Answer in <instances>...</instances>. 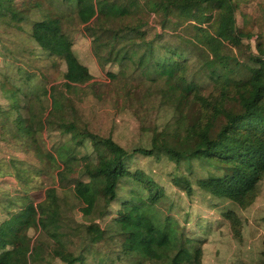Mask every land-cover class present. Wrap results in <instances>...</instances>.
Listing matches in <instances>:
<instances>
[{"label":"trees","instance_id":"obj_1","mask_svg":"<svg viewBox=\"0 0 264 264\" xmlns=\"http://www.w3.org/2000/svg\"><path fill=\"white\" fill-rule=\"evenodd\" d=\"M160 1L158 8L151 9L153 14L156 11L168 15L171 8L193 3L219 5L230 13L226 22L229 42L254 37L255 60L264 66V15L254 17L240 12L241 27L235 17L242 4L249 0ZM129 2L0 0V22L7 20L4 25L25 34L32 42L37 59L49 60L52 64L59 59L63 67V82L47 86L45 75L35 72V65L19 56L25 54L26 47L10 45L0 30L3 63L0 98L6 102L0 103V146L5 147L7 154L12 153L14 158L8 160L12 164L15 160L20 165L32 164L16 155V151L26 150L31 157L47 160L51 169L57 165L59 182L57 186L47 187L40 200L36 196L35 203L20 189L15 188L14 197L10 194L12 191L4 189L12 187L7 179L9 174H14L19 181L31 179L21 178L18 171L3 173L0 167V212H5V219L0 222V242L7 237L13 242L4 251L0 264H19L20 251L28 254L32 264H42L48 257L64 264H85L88 255L103 264L115 261L201 264V240L188 234L181 220L170 212L172 200L164 196L162 185L138 168L131 171V154L111 136L93 132L87 122L78 121L72 96H76L77 85L88 82L92 75L73 49V31L69 29L72 23L82 26L87 36L100 44L103 58L117 66L116 71L108 73L109 81L116 84V95L129 98L132 105L146 106L154 101V108L163 107L171 112L168 122H177L188 110L197 108V115L189 120L190 132L196 140L194 149L178 152L169 146L163 148L175 160L177 169L182 167L188 173L196 166L208 169L212 185L204 190L216 199L236 203H242L264 176V71L260 77L245 82L231 77V84L222 77L205 73L198 58L182 55L162 43L158 39L161 32L149 34L163 21L153 22L151 14L144 17L147 12L143 5L137 3L132 8ZM98 14L105 21L97 26L89 25ZM219 63L228 72L226 58ZM228 102L238 104L240 110L225 107ZM67 108L74 112L73 117L64 114ZM215 111L225 121L214 135L212 113ZM47 129L59 135L49 147L41 137ZM81 129L84 134L79 133ZM85 140L101 146L104 154L95 158L88 152L79 155ZM155 140L162 142L158 137ZM157 158L160 160L159 154ZM181 176L172 175V179L179 180ZM124 186H129L130 195L122 196L110 228L104 229L100 221L107 215L110 204L119 199L118 192ZM66 209L71 213L81 212L87 222L92 245L85 251L67 247L66 243L70 242L67 229H72L74 221ZM149 226L150 235L143 229L146 227L149 231ZM137 232L149 238L141 240ZM100 241L109 250L101 256L97 255L96 248ZM241 264H264V241L261 259Z\"/></svg>","mask_w":264,"mask_h":264},{"label":"rangeland","instance_id":"obj_2","mask_svg":"<svg viewBox=\"0 0 264 264\" xmlns=\"http://www.w3.org/2000/svg\"><path fill=\"white\" fill-rule=\"evenodd\" d=\"M17 1L14 0V2ZM160 2V0H130L129 2L132 8H135L137 3L142 4L147 12L144 17L151 14L153 22L157 19H159L157 21H163V24L154 26L149 34L158 30L161 32V37L159 36L158 39H161L162 43L169 44L182 55L198 58L202 71L214 77H222L227 84L232 83L231 77L239 82H245L262 75L264 66L255 60L257 50L254 37L233 44L229 42L230 35L226 31V22L230 13L225 9L217 4L193 3L171 8L168 15L154 11V14L157 13L154 17L151 9L158 8ZM240 12L254 17H263L264 0H249L248 3L242 4L241 9L235 14L237 23L241 27ZM104 21L105 17L98 14L90 20L89 25L97 26ZM7 22L9 21L0 22L2 38L12 46L26 47L25 54L20 53L19 56L26 59L28 63L31 61L36 67L35 72L38 74L42 72L45 75L47 86L63 82L61 61L58 59L56 64H52L49 60L37 59L32 49V42L14 27L4 25ZM69 29L73 31L75 54L80 62L88 67L92 75L88 82L77 85L76 96H72L78 121L87 122L89 130L93 132L102 136H111L131 154L129 158L131 171L138 168L162 185L164 196H169L172 200L170 212L181 220L188 234L201 240V264L258 262L261 259L264 241V176L255 189L246 195L242 203L214 198L204 190L210 189L212 185V181L207 176L208 169L196 166L189 173L182 167L177 169L175 160L163 149L164 146L175 148L178 152H191L194 149L196 140L190 132L189 120L192 115H197V108L190 109L193 112L188 110V113L177 122L174 120L168 122L171 112L163 107L154 108V101L146 106H140L132 105L129 98L125 96L119 97L116 95V84L110 82L108 77V73L116 71L117 66L110 65V62L103 58L104 51L100 44L87 36L82 26L72 23ZM223 58H226L230 66L228 72L220 68L219 60ZM2 66L0 58V67ZM8 74L12 75L13 72L8 71ZM67 96L71 97V94L67 93ZM0 103L4 105L6 102L0 98ZM225 107L236 112L240 110L239 105L234 102L226 103ZM73 113L69 108L64 112L68 115L67 117H73ZM212 120V131L215 135L224 123L225 117L215 111L212 113ZM48 130L43 131L41 135L47 147L59 138L56 131ZM79 133L84 134L85 131L81 129ZM157 137L162 142L156 141ZM5 150V147L1 145L0 159H4L0 160L2 172L18 171L21 178L31 179L19 181L14 174L7 175L12 187H4V189H8V192L12 191L10 194L13 197L17 188L29 194L36 203L35 197L38 196L37 200L43 198L47 187L59 185L56 179L57 165H53L51 169L47 160L41 161L36 156L31 157L30 152L26 150L16 151V155L28 159L32 164L20 165L16 160L12 164L8 160L14 157L12 153L7 154ZM86 152L93 158L104 154L101 146L93 145L89 140H85V146L79 155H84ZM157 154L160 155V160ZM172 175H182V178L172 179ZM128 191L129 186H124L118 192V198L121 201L117 199L110 204L107 215L100 221L102 228H110L111 220L117 215L116 211L123 201L122 196L130 195ZM10 209L16 211L14 207ZM66 211L67 214H72L74 221L72 229H67L68 241H70L66 243L67 247L85 251L92 245L87 222L81 217V212L71 213L67 209ZM4 214V211L0 212V222L5 219ZM149 227V231L146 227L143 229L150 235L152 228ZM136 234L141 240L149 238L148 235L142 237L138 232ZM11 240L7 237L0 242V261L3 259L4 251L13 246ZM96 248L97 255L100 256L109 252L107 245L102 241L96 244ZM19 255V264H32L27 253L20 251ZM48 259L42 264H64L58 259L51 257ZM85 264L103 263L98 258L88 255ZM114 264L120 263L115 261Z\"/></svg>","mask_w":264,"mask_h":264},{"label":"crops","instance_id":"obj_3","mask_svg":"<svg viewBox=\"0 0 264 264\" xmlns=\"http://www.w3.org/2000/svg\"><path fill=\"white\" fill-rule=\"evenodd\" d=\"M96 16V15H95Z\"/></svg>","mask_w":264,"mask_h":264}]
</instances>
